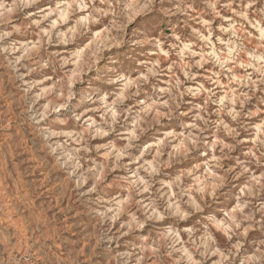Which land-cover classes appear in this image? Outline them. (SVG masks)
<instances>
[{"label": "rangeland", "instance_id": "374dc122", "mask_svg": "<svg viewBox=\"0 0 264 264\" xmlns=\"http://www.w3.org/2000/svg\"><path fill=\"white\" fill-rule=\"evenodd\" d=\"M0 264H264V0H0Z\"/></svg>", "mask_w": 264, "mask_h": 264}]
</instances>
